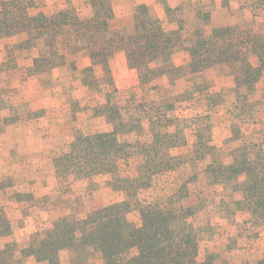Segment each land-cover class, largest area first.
<instances>
[{
	"label": "rangeland",
	"instance_id": "obj_1",
	"mask_svg": "<svg viewBox=\"0 0 264 264\" xmlns=\"http://www.w3.org/2000/svg\"><path fill=\"white\" fill-rule=\"evenodd\" d=\"M4 1L12 0H0V10ZM37 2L38 5L35 4L36 7L30 10L32 15L43 11L53 15L66 10L70 5L82 16L92 12L89 0ZM110 2L116 16V19L110 22V36L132 33L136 23L134 13L140 6H145L152 15L160 19L167 31L182 27L180 34L183 37L193 35L195 29L200 27H205V30L210 32L215 27L229 25L264 35V0ZM12 37L0 31V207L4 209L13 227L10 236L0 237L1 247L7 243L26 245L35 236L51 228L58 218L74 221L77 217H85L92 211L125 200L123 193L116 194L109 187V176L106 180L104 177H97L90 181L62 178L55 162L56 158L69 149L78 133L89 135V131H75V122L72 130L66 134L64 142L56 139L53 127L46 131L37 128V125L44 123L46 119H53L48 112L55 113L61 108H69V105L80 113L91 109L90 105L75 104V101L70 103L69 98L64 106H59V97L54 99L60 92L63 94L65 86H55L52 70L69 63L72 53L67 54L63 65L52 67L50 63L40 59V55L48 54L47 49L40 51L35 44L23 45V37H18L15 42L8 41ZM181 51L174 55L177 63L184 61L179 57ZM251 62L257 65L258 59L252 57ZM22 63L25 64L20 66ZM71 65L75 68L73 63ZM231 71L228 64L218 65L210 71L206 69L204 74L201 72L193 76L189 75L188 70H174L170 74H159L155 78L166 76V82L158 80L152 86L148 83L141 85V89L117 94L111 71L110 75L105 72V77L101 79L95 78L92 70L83 74L91 88L103 90L102 95L98 96L99 99L95 98L94 102H91V105L97 103V114L103 112L102 105L109 103L119 109L121 117L129 125L139 119L146 129L150 126L156 127L160 118L161 125H167L168 131L177 132L178 138L183 141H190V146L182 143L171 150V154H176L174 156L181 164L174 171L155 176L151 187L140 191L138 197L141 201L157 202L168 211L179 212L183 205L193 207L196 213L190 221L197 231L198 261L204 262L210 257L215 264H264V224L256 225L250 212L237 209L236 201H241L243 195L235 191L234 187L241 186L244 178L226 181L207 170L214 161L216 165L219 163L228 166L235 159L240 160L247 152H264V126L258 122L262 120L258 111L254 110L257 106V86L255 85L250 93L246 87L238 89L233 76L234 88H229L228 81L217 84V81L223 80L225 76H231ZM98 75L102 76V71ZM28 78H39L43 87L42 93L45 92L50 95V99L53 98V102L50 100L53 106L41 109L40 104L38 109L39 106L33 105L42 93L26 96L28 100L20 101L23 99V82ZM104 94L106 95L103 96ZM103 102L102 105L98 104ZM18 103L19 106H16ZM80 123L87 128L86 123L89 122ZM12 125L19 129H26L30 125L35 128L30 127L32 132L21 134L20 138L13 137L12 140L4 141L7 127ZM139 138L144 142L148 141L150 134H141ZM17 140L27 141L31 144V149L35 146L44 150L45 145H54L42 151L41 158L35 159L33 156L29 157L28 153L24 152L25 149L20 151L17 148ZM122 140L132 141L134 138L124 135ZM34 159L36 162H29ZM199 159L201 161L196 162ZM136 168V158L120 163V172L123 175L136 174ZM193 175L194 178L190 180ZM44 177L46 180L42 182ZM44 183L47 184V189L39 195L38 186L42 187ZM17 193L25 194L22 202L15 199ZM126 219L131 226L141 224L138 210L130 212ZM135 252L136 250H132L130 255ZM31 258L26 259L24 264H35V259ZM60 260L61 264H72L76 260L75 253L72 250L62 251ZM85 264H102L100 254L93 247L88 249Z\"/></svg>",
	"mask_w": 264,
	"mask_h": 264
},
{
	"label": "trees",
	"instance_id": "obj_2",
	"mask_svg": "<svg viewBox=\"0 0 264 264\" xmlns=\"http://www.w3.org/2000/svg\"><path fill=\"white\" fill-rule=\"evenodd\" d=\"M89 4L92 12L87 16H82L72 5L53 15L43 12L32 15L30 10L36 7L34 0L4 1L0 31L9 37L25 33L27 39L23 45L32 46L33 42L42 40L48 54L40 55V59L52 67L63 65L68 53L85 49L93 65L103 66L110 75L109 60L123 51L129 67L138 71L142 85L174 70H188L193 76L228 64L237 88L246 87L250 93L264 75L262 34L229 25L215 27L210 32L200 27L193 35L183 37L182 27L167 31L160 19L140 6L134 13L133 32L110 36V22L116 19L110 0H89ZM180 50L191 58L185 68L172 63ZM252 57L258 59L257 65L251 62ZM102 108L101 114L113 124V131L78 133L69 149L55 162L64 180L90 181L95 176L108 175L109 187L123 193L125 200L74 221L58 218L51 228L26 245L0 246V264H24L31 257L38 264H61L60 254L65 250L75 253L72 264H85L90 247L100 254L102 264H215L210 257L204 262L198 261L199 241L190 221L196 213L193 207L183 205L179 212L168 211L157 202L141 201L138 197L140 191L151 187L155 176L174 171L181 164L171 150L186 141L178 138L177 132L168 131L167 125L162 126L159 117L156 127L146 129L139 119L130 125L126 123L114 105L107 103ZM146 133L150 134V140L144 142L139 137ZM124 135L134 140H122ZM134 158L136 174L123 175L120 163ZM215 162L207 169L215 177L226 181L244 178L241 186L234 187L243 195L241 201H236L237 209L250 212L256 225L264 224V152H247L228 166ZM193 178L194 175L189 177ZM23 196L17 193L15 199L22 202ZM133 210L140 212L139 226H131L126 219ZM12 233V224L0 207V237ZM132 250H136L134 255H130Z\"/></svg>",
	"mask_w": 264,
	"mask_h": 264
},
{
	"label": "crops",
	"instance_id": "obj_3",
	"mask_svg": "<svg viewBox=\"0 0 264 264\" xmlns=\"http://www.w3.org/2000/svg\"><path fill=\"white\" fill-rule=\"evenodd\" d=\"M37 1L38 0H34L35 4L38 5ZM43 13H45V12L43 11ZM45 14H47V13H45ZM18 37H23L25 40L27 39V35L25 33H21V34H17L15 36H13L12 38H9L8 41L15 42ZM5 42H7V41L5 40ZM33 44L37 45V47L40 51L46 49L45 44L42 40H37V41L33 42ZM71 57H72V60L69 63H67L63 66L56 67L52 70V77H53V81H54L55 86H58V84H60V85L62 84L65 86L64 87L65 89L63 90V94L60 92V95L58 94V96L55 97L54 99H58V97H59V106H61V105L64 106L66 104V101L68 100L67 98H69L70 103L72 101H75L76 102L75 104L85 105V106L90 105L91 109L85 110V111L80 113V112L74 111L72 106L69 105V108H66V107H65V109L61 108L59 111L57 110L55 113H49L48 112L49 115L51 114L53 116V119L52 120L46 119L44 123L42 122L41 124H38L37 128H40V129H43V131H46V129L48 130L49 127H53V131L57 135L56 139L60 140V141L65 140L64 138L66 137V134L68 132H70L69 131L70 129L72 130V125L75 122H76L74 125L75 131H77V130L89 131L88 133H91V134L112 132L114 129L113 124H111L107 120V117L105 115L97 114V111H95V106H97V103L91 105V102L92 101L94 102L95 98L99 99L98 96L102 95L103 90L102 89L101 90H98V89L94 90L93 88H91L90 83L88 82L85 75L83 74L87 70H92V74L95 75V78L101 79V78L105 77V71H104L103 66L93 65V60L91 59L89 52L85 49L77 51L76 53L72 54ZM179 57L181 59H183L184 61L182 63H177L176 58L173 57L172 63L174 64L175 67H186L191 60L190 55L185 51H181V53L179 54ZM71 63L74 64L75 68H73ZM24 64L25 63L19 64V65L23 66ZM108 66H109V69H110L112 76H113V80H114V84H115V88H116V90H115L116 94L126 92L129 90L135 91V90L141 89L142 84H141V81L139 78V73L136 69H132L129 67L125 52H123V51L117 52L109 60ZM215 68H216V66L209 68V71L212 69H215ZM101 71H102L103 75L99 76L98 74H100ZM202 73L204 74L205 72H202ZM92 79L94 80V77H92ZM233 79H232V76H225L223 80L217 81V84H218V82L222 83L223 81H225V82L228 81L227 84H228L229 88H234L235 85H234ZM158 80H161L163 82L167 81L166 76H164V78L154 79L152 82L149 83V86L154 85L155 82H157ZM23 85H25V86H23L24 91L22 92V95H21L23 99L20 101L25 102L26 100L29 99L26 96H31L33 94L35 95L36 93H40V94L42 93L43 87H41V82H40L39 78L38 79L28 78L27 81L23 82ZM103 86L105 87L106 84L104 83ZM256 86H257L256 87L257 92H255V95H256L255 100H257L256 101L257 106H256V108H254V110L258 111V115L261 117V120H262V121L259 120L258 122H261V125L263 127L264 126V77H262V79L256 84ZM221 88H222V85H221ZM105 95L106 94H104L103 96H105ZM50 98H51L50 95L48 96V94L43 92L40 96V99L39 98L36 99V101L33 102V105L39 106L38 109L40 108V104L42 105L41 109L42 108H49V106H53V103L50 102V100H52V102H53V98L52 99H50ZM106 102H108V101L106 100ZM13 104H14V102H13ZM98 104L102 105V104H104V102L98 103ZM15 105L19 106V103L15 104ZM33 105H31V106H33ZM102 106H104V105H102ZM133 110L135 113L137 112V110L135 108ZM88 119H90V120L88 121ZM80 122H89V123H86L87 128L83 127L85 125L83 124V126H82ZM257 125H260V123H257ZM30 127L33 128L34 125H30L29 127L27 126L26 129L15 128V126H13V125L8 126L7 127V134L5 135V139H3V140L9 141V140H12L13 137L18 138L21 134L31 133L32 130L30 129ZM34 131H37V130H34ZM262 133H264V131H262ZM25 137H27V136H25ZM187 140L188 139L185 140L186 141L185 144H187V146H190L189 145L190 141H187ZM41 141L44 142V140H41ZM16 142L18 144L17 148H19L20 151H24V149H25L24 152L28 153L29 157H32V156H33V158L35 157V159L41 158V156H40L41 152L44 151L45 149L46 150L50 149L54 145V143L53 144L51 143L49 145H45L44 150H42V149H38L35 146L33 147L34 149H31L29 147V146H31V144L27 143V141H25V140H22V141L17 140ZM64 142H66V141H64ZM192 147H193V144H192ZM35 159L31 160L29 162H36ZM47 161H48V159H47ZM198 161H201V160L199 159L196 162H198ZM172 174H175V173H172ZM97 177H104L106 180V178H108V175H98V176H95L94 178H97ZM24 180H27V179L24 178ZM41 180L43 182V180H46V177H44ZM46 185L47 184L44 183L42 187L40 185L38 186V190H39L38 194L39 195L42 194L41 193L42 191L47 189ZM118 193H121V192H116V194H118ZM34 194L36 195L37 193L35 192ZM28 259L30 260V258H28ZM31 259L34 260L33 258H31ZM34 262H35V264H37L35 260H34Z\"/></svg>",
	"mask_w": 264,
	"mask_h": 264
}]
</instances>
